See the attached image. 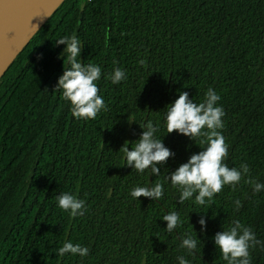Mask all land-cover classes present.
I'll list each match as a JSON object with an SVG mask.
<instances>
[{
  "label": "trees",
  "instance_id": "trees-1",
  "mask_svg": "<svg viewBox=\"0 0 264 264\" xmlns=\"http://www.w3.org/2000/svg\"><path fill=\"white\" fill-rule=\"evenodd\" d=\"M73 35L83 45L77 59L101 68L107 111L94 120L73 117L55 89L70 68L55 41ZM117 67L126 79L113 84ZM209 88L225 113V163L250 173L205 205L196 194L180 204L169 175L207 144L167 133L166 115L181 92L199 104ZM149 121L175 154L159 176L125 166L121 148H134ZM249 178L264 184V0H63L0 80V264H227L213 238L234 220L264 241V190ZM156 183L160 200L131 196ZM65 192L85 202L83 215L59 208ZM171 212L180 224L168 232L162 217ZM188 236L201 241L195 254L181 247ZM69 241L89 254L61 257ZM249 251L264 264V247Z\"/></svg>",
  "mask_w": 264,
  "mask_h": 264
},
{
  "label": "clouds",
  "instance_id": "clouds-1",
  "mask_svg": "<svg viewBox=\"0 0 264 264\" xmlns=\"http://www.w3.org/2000/svg\"><path fill=\"white\" fill-rule=\"evenodd\" d=\"M35 26V31L39 28ZM56 45H65L64 50L68 53L70 68L63 71L59 76L55 89H62L63 98L71 104L72 116L76 119L94 120L101 110L107 111L104 99L99 95L96 81L101 77V68L95 64H83L80 57L82 43L76 36H66L55 41ZM145 60L139 61L145 65ZM111 82L118 84L126 79V73L119 67L111 74ZM220 96L209 88L202 103H195L189 99L188 92H181L178 98L171 104L167 111L166 126L167 133L177 132L190 139L205 137L201 143L207 147L198 153L192 154L186 163L179 165L171 172L169 179L174 187H179L181 193L178 203L183 204L195 195V202L205 205L211 202L214 195L220 193L225 185L233 188L240 183L243 177L249 176L250 169L247 164H241L240 168L229 167L225 163L229 155V145L225 137L219 131L223 129L222 107L217 106ZM207 129V131H203ZM158 128L151 121L147 122L134 148L129 150L126 141L121 147L126 156V165L143 173L150 169L151 175L159 176L161 171L157 165H164L170 157L175 154L162 143V139H155L154 133ZM120 148V149H121ZM245 183L253 185L254 192L264 190V184L256 182L251 178ZM134 199L139 197L150 200H160L163 196V186L156 183L154 187H135L131 191ZM58 206L64 211H69L72 217L81 216L86 211L85 202L76 198L73 194L62 193L58 197ZM239 209L242 204L240 200L235 202ZM167 222L166 230L172 232L180 224V216L177 212H171L162 217ZM201 225V231L206 230V221L201 215L197 221ZM214 243L219 248L223 260L227 264H252L250 249L256 246L264 247V241L257 239L250 227L244 226L239 220H234L228 230H222L215 234ZM201 243L197 238L188 236L182 239L181 247L186 248L190 254H195L197 244ZM66 253L79 255L81 257L89 254V249L80 244L72 242L64 243L59 248L58 254L63 257ZM179 264H189L184 257H178Z\"/></svg>",
  "mask_w": 264,
  "mask_h": 264
},
{
  "label": "water",
  "instance_id": "water-1",
  "mask_svg": "<svg viewBox=\"0 0 264 264\" xmlns=\"http://www.w3.org/2000/svg\"><path fill=\"white\" fill-rule=\"evenodd\" d=\"M60 0L38 28L46 21ZM42 0H0V80L20 50L35 34L31 30V15L40 9ZM30 32V33H29ZM29 36L22 42L21 36Z\"/></svg>",
  "mask_w": 264,
  "mask_h": 264
},
{
  "label": "bare ground",
  "instance_id": "bare-ground-1",
  "mask_svg": "<svg viewBox=\"0 0 264 264\" xmlns=\"http://www.w3.org/2000/svg\"><path fill=\"white\" fill-rule=\"evenodd\" d=\"M60 0H42L40 9L36 12V14L31 15V30L35 28L34 25H39L41 24L44 19L48 16V14L52 11V9L55 7V5L59 2ZM29 32V33H30ZM29 34L27 36H21L22 42H24Z\"/></svg>",
  "mask_w": 264,
  "mask_h": 264
}]
</instances>
